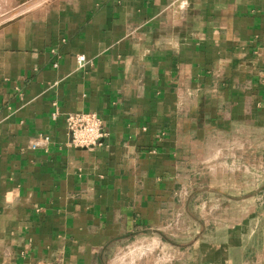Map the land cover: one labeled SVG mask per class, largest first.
<instances>
[{"label": "crops", "instance_id": "0c3cea01", "mask_svg": "<svg viewBox=\"0 0 264 264\" xmlns=\"http://www.w3.org/2000/svg\"><path fill=\"white\" fill-rule=\"evenodd\" d=\"M263 156L264 0H0V264H264Z\"/></svg>", "mask_w": 264, "mask_h": 264}, {"label": "built area", "instance_id": "2783aa9c", "mask_svg": "<svg viewBox=\"0 0 264 264\" xmlns=\"http://www.w3.org/2000/svg\"><path fill=\"white\" fill-rule=\"evenodd\" d=\"M78 60L84 62L85 57L78 56ZM66 123L71 134V144L77 148L94 147L105 136L102 120L96 113L69 114Z\"/></svg>", "mask_w": 264, "mask_h": 264}, {"label": "rangeland", "instance_id": "374dc122", "mask_svg": "<svg viewBox=\"0 0 264 264\" xmlns=\"http://www.w3.org/2000/svg\"><path fill=\"white\" fill-rule=\"evenodd\" d=\"M262 160L264 162V156L262 157ZM262 165L264 166V164H262ZM166 236H168L167 237L168 240L166 242V246H168V249H166L163 252L162 256H165V258H166L165 264H172L174 258L179 257L178 253L173 251L172 246H173V243H175V244L178 243V241H180V239L173 237L172 235L169 234V232L166 233ZM180 242H182V241H180ZM180 244H183V243H180ZM138 254L139 253H137V256L140 255V254L139 255ZM128 260H129V258H128Z\"/></svg>", "mask_w": 264, "mask_h": 264}]
</instances>
